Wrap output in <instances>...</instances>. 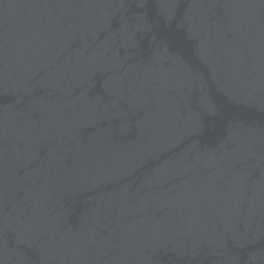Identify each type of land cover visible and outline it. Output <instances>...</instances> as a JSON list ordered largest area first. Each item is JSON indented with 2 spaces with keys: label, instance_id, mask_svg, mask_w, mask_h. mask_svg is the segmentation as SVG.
I'll return each mask as SVG.
<instances>
[{
  "label": "water",
  "instance_id": "water-1",
  "mask_svg": "<svg viewBox=\"0 0 264 264\" xmlns=\"http://www.w3.org/2000/svg\"><path fill=\"white\" fill-rule=\"evenodd\" d=\"M0 264H264V0H0Z\"/></svg>",
  "mask_w": 264,
  "mask_h": 264
}]
</instances>
